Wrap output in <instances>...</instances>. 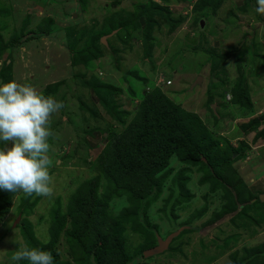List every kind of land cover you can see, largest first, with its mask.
<instances>
[{"label": "rangeland", "instance_id": "374dc122", "mask_svg": "<svg viewBox=\"0 0 264 264\" xmlns=\"http://www.w3.org/2000/svg\"><path fill=\"white\" fill-rule=\"evenodd\" d=\"M42 1L49 3L44 8L49 14L39 10L33 21L37 26L27 27L25 22L30 24L27 18L17 22L16 10L12 8L10 0H0V47L18 43L4 50L0 57V70L9 65V71L14 69V79L18 81L22 79L21 74H32L31 81L25 80L26 77L19 84L24 82L32 85L38 92L65 104L52 116L51 130L54 135L48 141L51 145L49 156L53 161L49 168L53 177V195L44 197L33 194V198H37L36 205L32 211L23 210V214H19L18 201L20 196L27 195L21 191L13 196L9 212L0 215V264H14L11 256L18 248L25 245L34 248L24 233L25 225L20 226L21 220H27L32 226L36 243H48L51 210L57 207L64 210L74 191L99 174L95 161L106 147V136L116 129V123L113 122L114 115L110 118L106 107L99 104L88 85L97 83L112 90H121L115 95L108 88L98 89L103 91L101 95L106 102L117 100L119 112L116 114L133 112L141 105L146 93L155 88L160 89L176 106L197 116L202 126L212 131V134L217 133L234 147H238L240 141L249 144L246 163L238 161L233 167L243 175L247 172L243 166L259 165L254 179H244L248 187L262 179L264 152H259L258 148L262 143L264 145V138L263 142H252L256 137L255 132L243 136L239 128L242 123L248 124L264 116V15L256 12V0L253 6H244L243 0H222L213 13L211 9L194 13L192 7L197 0L182 4L171 2L169 9H173L169 13L178 20V26L170 32L168 25H163L155 33L156 37L153 35L156 39L152 41L154 48L150 57L144 55L141 28L132 32L129 31L131 29H124L118 34L112 31L104 36H107L105 40L112 49H118L117 53L106 51L104 49L107 47H104V54L92 60L90 67L73 65L74 50L69 49V46L74 43L76 50L83 48V40L78 41V44L75 41L76 32L83 31L85 37L92 30L97 33L104 19L130 22L136 15L135 9L151 0ZM152 1L163 4L162 0ZM13 11L16 23L14 21L8 25L6 22ZM202 15L203 28L199 25L201 20L198 23ZM25 16L30 15L25 13ZM53 19H57V24ZM128 35L132 38L129 41ZM199 46L201 50L195 51ZM211 50L220 57L227 56L222 63V70H215V61L209 55ZM135 72L145 82L130 76ZM240 75L248 89L251 110L231 103L230 87L238 82ZM198 76L203 78L201 85L191 89ZM84 80L88 85L83 84ZM54 84L58 85L56 90L46 94L47 89ZM209 94L212 95L213 103L209 101ZM213 105L219 117L217 121L210 113ZM112 108L113 104L109 110ZM132 115L122 120L129 124ZM166 170H169V174L164 178L159 196L145 210L146 227L154 236L152 245L156 246L159 239L165 240L180 229L190 228L191 231L174 238L163 253L149 258L137 256L132 264H244L243 259L249 252L259 250L264 253V213L260 211L263 202L259 200L254 203L245 215L241 212L243 220L234 216L235 211L221 221L213 220L215 222L208 225L224 202L223 192L219 190L211 193L210 182L200 183L204 175L202 170L183 164L175 154L170 156L167 167L159 176ZM181 172L187 179L184 191L178 182ZM126 202L125 197L114 198L109 205L111 215L117 216L126 207ZM17 219L19 221L14 227ZM64 236L63 233L59 234L53 247V254L59 262L70 260L73 254ZM125 238L127 251L134 256L139 246L143 245L144 237L127 228ZM255 254L257 251L251 253ZM15 264L29 262L22 260Z\"/></svg>", "mask_w": 264, "mask_h": 264}, {"label": "trees", "instance_id": "16d2710c", "mask_svg": "<svg viewBox=\"0 0 264 264\" xmlns=\"http://www.w3.org/2000/svg\"><path fill=\"white\" fill-rule=\"evenodd\" d=\"M188 1L191 0H162L163 4H159L151 0L135 9L136 15H133L130 22L128 20L125 23H120L112 22L111 19H104L101 30L97 33L92 30L90 31L92 33L85 37L83 31L76 32L75 41L78 44V41L83 40V48L76 50L74 43H72L73 46H69V49L74 50L72 54L73 65L77 67L84 64V67H90L92 60L94 61L104 54L102 51L104 47H107L104 49L106 51L117 53L118 49H112L110 44L102 46L100 38L112 31H116L118 34L124 29H131L130 32L138 28L142 29L144 55L146 58L150 57L151 50L154 48L152 41L156 39L155 33L163 25H168L170 32H173L178 26V20L173 19L169 13L170 3ZM221 2L222 0H197L192 10L195 13L197 10L211 9V13H213ZM243 3L244 6H253L255 0H243ZM200 20H204L203 15L198 19V23ZM115 24L116 26H114ZM45 31L47 32V29ZM128 37V41L132 39L129 35ZM17 44V42H12V45L7 44L5 47L2 45L0 57L6 47ZM199 50H201L200 46L195 48V51ZM203 51L207 52V50ZM229 54L227 53V55ZM209 55L215 61L213 64L215 70H222V63L227 56L220 57L212 50ZM8 66L5 65L0 70L1 83L11 80V72ZM137 75L136 72L130 74V76L145 82L143 78L140 79ZM83 84L88 85L85 80ZM57 86V84L50 86L46 94L53 93ZM88 86L97 96L99 104L106 107L110 118L111 115H114L113 122L116 123V129L106 136L108 137L106 147L95 161L99 171L98 176L79 186L69 198L68 205L64 210L61 207L51 210L52 218L48 243H36L31 231L33 230L32 226L27 220L20 221V226L25 225L23 230L27 240L32 245L31 247L51 252L54 257V264H132L133 259L137 256L144 258L143 251L154 247L152 245L154 236L150 233L152 231L146 227L148 222H146L145 210L159 196L160 188L164 178L169 174V170L160 176L159 174L167 167L169 158L173 154L183 164L202 170L204 175L200 183L210 182L211 193L219 190L223 192L222 200L224 202L219 211L213 215L211 221H221L225 216L231 215L235 211L234 216L243 220L240 217L241 212L244 215L247 214L254 203L259 201V196L255 197L249 193L244 177L233 167L234 163L244 161L247 157L250 152L249 144L240 141L238 147H234L221 136H217V133L212 134V131L209 132L207 128L202 126L197 116L176 106L158 88L148 94L146 93L141 105L135 108L133 112L126 111L116 114L119 112L117 100L113 99V102H106L101 95L103 91L98 89L105 90L108 88L115 95H118L121 90H112L97 83ZM230 93L232 95L231 103L234 106L251 110L248 89L241 75L238 82L230 87ZM209 101L213 103L210 94ZM111 104L114 105V109L109 110ZM210 113L215 116V121L219 119L211 108ZM131 115L129 124H126L122 118L131 117ZM239 128L243 136L255 132L256 137L252 142L262 141L264 138V116H260L248 124L242 123ZM4 146L5 142L0 141V148ZM183 172L178 174V182L182 191H184L183 186L187 181L182 176ZM16 194L17 192L0 191V215L9 212L8 209L13 201V196ZM33 196L19 197V214H23V210L27 211L35 207L37 198H33ZM121 197H125L127 205L117 216L113 217L109 211V205L114 198ZM253 199L255 201L251 202ZM239 207H241L240 210H238ZM263 207L260 208L262 213H264ZM211 221L208 225L215 222ZM127 228L134 234L144 237L143 245L139 246L134 256L130 255L126 248L125 234ZM189 231H191L190 228H184L177 237ZM61 233L65 235V243L73 254L70 255V260L59 262L57 256L53 254V247ZM255 251L257 254L251 255ZM255 251L248 253L247 257L243 259L244 264L264 262V253L259 250Z\"/></svg>", "mask_w": 264, "mask_h": 264}, {"label": "clouds", "instance_id": "9594fccd", "mask_svg": "<svg viewBox=\"0 0 264 264\" xmlns=\"http://www.w3.org/2000/svg\"><path fill=\"white\" fill-rule=\"evenodd\" d=\"M256 3V12L264 15V0ZM64 107L62 101L45 96L32 85L15 80L0 83V141L11 142V146L0 148V189L22 191L28 196L53 195L49 172L53 161L48 141L54 135L52 116ZM11 260L14 264L22 260L29 264H54L51 252L27 245L18 248Z\"/></svg>", "mask_w": 264, "mask_h": 264}, {"label": "crops", "instance_id": "0c3cea01", "mask_svg": "<svg viewBox=\"0 0 264 264\" xmlns=\"http://www.w3.org/2000/svg\"><path fill=\"white\" fill-rule=\"evenodd\" d=\"M18 1H20V2H18ZM59 1H61V0H59ZM61 2H63V1H61ZM10 4H12L13 5L12 8H14L16 10L15 12H16L17 22L23 20L24 18H27L29 20L30 24L27 23V22H25L27 27H28V25H30V27L37 26V23L36 22H33V21H34V18L36 17V13H38L39 10L45 12L46 14H49L44 9L45 7L47 8V5H49V3H45L42 0H10ZM19 6L22 7L21 10H19ZM15 12L13 11L12 14L9 16L10 17L9 20L7 22L5 21L8 25H12V23L14 21H15L14 23H16V19H14ZM25 13L27 15H30V16L29 17H26L25 16ZM53 21H54L55 24H57V19H53ZM51 29H53V27H51ZM6 48L4 50H7ZM23 65L24 64H21L20 66H23ZM24 75H26V74H21L20 75V78H22V79L19 80V81L16 80V79H14L15 75H14V69H13L12 72H11V76L10 77L12 78V80H15L17 83H21L20 81H24V79L26 77L27 78L25 80H27V81H31L32 80V74L31 75L30 74H27V76H24ZM0 83H1V81H0ZM23 84H25V83L23 82ZM8 146H10V141L9 142H5V146L4 147H8ZM258 151L261 152V153L264 152V145H263V143L258 148ZM254 164H256V163H254ZM253 165H251V166H253ZM250 167L249 166L248 167H244L243 166V168L247 169V172L243 173V175H242L245 180H246V178L247 179H250V178L254 179L255 173L257 172V169L259 168V165L258 166H253L252 169ZM261 177H262V179L259 180V181H257L252 186H250V187L247 186V189H248L249 193H251V195H253L255 197L256 196H259L260 194H263L264 193V176H261ZM253 201H255V199H253ZM262 245H264V241L262 242Z\"/></svg>", "mask_w": 264, "mask_h": 264}, {"label": "water", "instance_id": "95a60500", "mask_svg": "<svg viewBox=\"0 0 264 264\" xmlns=\"http://www.w3.org/2000/svg\"><path fill=\"white\" fill-rule=\"evenodd\" d=\"M200 27L201 28L204 27V21L203 20L200 21ZM106 37L107 36H104L101 39V44H103L104 46H107V42L105 40ZM202 80H203V78L201 76H198L195 79V82L192 84L191 89L195 88L196 86H200L201 83H202ZM212 107H213L212 110L214 112L215 105H213ZM259 200L264 203V194H262V195L259 196ZM18 221H19V219H17L16 222L14 223V225H13L14 227L16 226V224L18 223ZM181 231L182 230L180 229L177 232H174V233L170 234L165 240L159 239L156 246H154L152 248H149V249H146L145 251H143V257L144 258H149V257L155 256V255H158V254H161L164 251H166L168 249L171 241L174 238H176L180 234Z\"/></svg>", "mask_w": 264, "mask_h": 264}, {"label": "built area", "instance_id": "2783aa9c", "mask_svg": "<svg viewBox=\"0 0 264 264\" xmlns=\"http://www.w3.org/2000/svg\"><path fill=\"white\" fill-rule=\"evenodd\" d=\"M174 8H177V6L176 7H174ZM173 9V8H172ZM172 9H170V10H172ZM160 83H163V81L161 80L160 81ZM167 83L169 84L170 82L169 81H167Z\"/></svg>", "mask_w": 264, "mask_h": 264}]
</instances>
